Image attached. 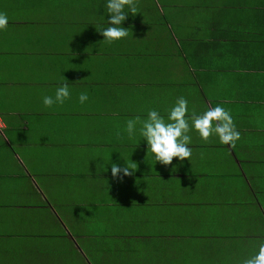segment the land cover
<instances>
[{
    "label": "crops",
    "instance_id": "crops-1",
    "mask_svg": "<svg viewBox=\"0 0 264 264\" xmlns=\"http://www.w3.org/2000/svg\"><path fill=\"white\" fill-rule=\"evenodd\" d=\"M106 4L0 0V264H242L264 241V0H137L111 44ZM181 96L229 110L235 147L192 130L165 166L128 137Z\"/></svg>",
    "mask_w": 264,
    "mask_h": 264
},
{
    "label": "clouds",
    "instance_id": "clouds-1",
    "mask_svg": "<svg viewBox=\"0 0 264 264\" xmlns=\"http://www.w3.org/2000/svg\"><path fill=\"white\" fill-rule=\"evenodd\" d=\"M137 0H107L106 8L109 14L108 27L97 30L103 36V41L111 44L128 36V29L122 27L127 19L128 12L133 15L138 13ZM127 9V11L125 10ZM8 27V16L0 12V31H6ZM70 98L69 85L67 82L60 84L55 91V97L45 96L43 104L46 108L54 104H63ZM88 95L82 92L79 95V102L87 101ZM140 125V136L147 142V153L151 152L155 162L162 165L172 164L173 158L180 161L190 160L192 150L188 146L191 143L190 131L198 132L201 140L209 142L212 136H216L219 142L224 145L235 147L236 141L240 139V132L236 129L233 117L229 110L222 106L209 107L203 113L197 114L195 110L189 115L188 101L179 97L173 107L168 110L167 119L161 116L157 110H149L147 118L140 116L130 118L126 122L124 131L129 138L135 134L137 125ZM117 138H122L117 132ZM203 155V154H202ZM136 162L120 167L113 163L111 173L113 177L130 176L137 169ZM122 178V177H121ZM242 264H264V241L258 245L256 253L242 261Z\"/></svg>",
    "mask_w": 264,
    "mask_h": 264
},
{
    "label": "rangeland",
    "instance_id": "rangeland-1",
    "mask_svg": "<svg viewBox=\"0 0 264 264\" xmlns=\"http://www.w3.org/2000/svg\"><path fill=\"white\" fill-rule=\"evenodd\" d=\"M45 123H46V119H45V121H44Z\"/></svg>",
    "mask_w": 264,
    "mask_h": 264
}]
</instances>
